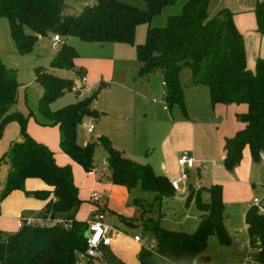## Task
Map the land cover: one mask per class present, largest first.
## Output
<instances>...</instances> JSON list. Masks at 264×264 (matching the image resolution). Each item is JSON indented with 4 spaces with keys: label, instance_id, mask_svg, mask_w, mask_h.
<instances>
[{
    "label": "trees",
    "instance_id": "16d2710c",
    "mask_svg": "<svg viewBox=\"0 0 264 264\" xmlns=\"http://www.w3.org/2000/svg\"><path fill=\"white\" fill-rule=\"evenodd\" d=\"M93 1L78 15L66 16L62 0H0V18L7 21L19 55L29 54L41 37L51 35L61 39V47L49 65L52 71L75 70L77 54L66 42L71 37L99 45L133 46L140 64L138 76L147 77L155 72L162 76L168 109L175 105L184 112L179 74L183 68H189L191 83L208 89L212 106H246V111L236 116L242 128L225 139L224 168L231 172L238 166L245 148L249 149L254 162L260 161V155L264 156V59L255 61L253 71L247 69L243 38L231 12L218 10L211 14V0H185L180 12L168 16L164 26L151 27L152 20L177 0H142L145 10L118 0ZM253 14L256 32L264 37V0L256 2ZM142 24L147 25L145 41L135 45L136 30ZM49 70L36 71L35 82L42 90L38 111L47 121L46 125L58 129L61 152L89 174L94 170L93 145L79 144L77 130L83 119L93 121L99 117L93 108L97 94L51 111V104L72 91L75 84ZM18 88L15 72L7 69L0 58V135L9 123L15 122L20 127L21 137L20 142L10 146L6 156L10 172L0 192V201L21 192L45 204L41 219L68 215L64 219L69 224L27 225L23 222L14 234L0 232V264H75L76 254H85L87 249V225L74 218L81 201L72 171L69 166L57 165L51 150L27 134V120L22 114L9 112L17 101ZM98 142L106 153L111 184L123 186L127 191L139 184L143 190L155 193L154 202L159 204L175 196L169 180L155 175L148 164L125 158L106 138H99ZM33 180L41 182L44 188L29 192L26 185ZM202 190L196 193L191 190L186 197V202L194 200L201 212L195 231L188 234L154 226L153 250L142 247L137 255L139 264H207L209 258L202 254L211 237H216L222 246L230 243L222 187L207 188V202L200 198ZM144 204L141 200L134 201V205L145 212ZM244 223L248 244H261L257 262L264 264V215L251 206L245 212ZM100 259L103 264H124L105 247Z\"/></svg>",
    "mask_w": 264,
    "mask_h": 264
},
{
    "label": "rangeland",
    "instance_id": "374dc122",
    "mask_svg": "<svg viewBox=\"0 0 264 264\" xmlns=\"http://www.w3.org/2000/svg\"><path fill=\"white\" fill-rule=\"evenodd\" d=\"M62 1L63 6H67L63 9V14L73 16L78 15L93 0ZM118 1L140 10L146 9V4L142 0ZM184 2L185 0H177L175 5L164 8L161 14L152 20L151 27L164 26L166 18L178 14ZM217 3L218 0H211L209 13L214 12ZM146 30L147 25L142 24L137 27L135 45L144 43ZM1 32L0 38H3ZM51 37V35L41 37L29 54L12 53L11 55L1 53V61L7 69L15 72L19 85L17 101L9 112L16 111L22 114L27 120V134L38 143H45L48 148L51 146L50 150L54 154V158L56 157V161L57 158L59 159L58 155L64 157V159L66 157L62 154L58 145L57 129L46 125L47 121L38 111L42 90L35 82L36 71L38 69L49 70L52 58L61 47L59 43L54 47L52 41H50ZM66 42L77 54V58L74 60L75 70L49 71L62 79L73 81L75 87L52 103L50 109L56 111L65 106L76 104L96 93L93 108L99 114V117L93 121L88 118L83 119L77 130V140L80 144L89 143L93 145L94 170L86 174L68 158L66 164L62 163L60 165L69 166L72 175L74 173L73 179L78 190V198L81 201L79 208L74 213V218L82 223L89 221L91 214L98 210L97 207L92 205L90 196L93 192L99 193L102 191L101 188L109 191L110 200L104 212V222L105 225L111 228L114 227L123 233L112 244L110 251L124 264H139L137 255L142 248L141 246L153 250L154 233L152 228L154 226L190 234L197 228L201 212L196 207L194 200L186 202L187 194H183L181 189L176 190L173 188L175 192H181L177 193L174 198L159 204L154 202L155 193L143 190L139 184L129 192L119 186L111 185L109 170L105 164L106 153L99 144L98 139L106 138L111 146L125 158L141 165L148 164L155 175L162 176L166 172V168H168L167 172L175 170L177 164V160L172 159V156L173 154L176 155L181 145L176 143V139L167 142L165 135L171 129L172 120L177 121L175 111L177 110L180 113L182 111L174 105L171 108V113V109H168V112H163L160 104L152 103V99L156 96L150 85L156 83L160 86L162 78L158 72L143 78L138 76L137 70L140 64L136 59L133 46L126 44L99 45L86 43L74 37L68 38ZM80 68L81 71L78 70ZM76 70H78V73H76ZM253 70L254 68L251 69V71ZM83 77L86 78V84L81 82ZM179 80L188 100L193 86L189 68L181 70ZM163 92L165 94V91ZM162 96L164 95L162 94L157 98L161 99ZM199 101L202 102V116L212 119L211 124H209L211 133L208 137L210 139H214V136L221 137L225 134H232L227 132H230V127L233 125L235 127L239 125L240 122L236 116L244 113L246 108L245 105L241 104L212 106L207 98L203 96ZM205 107L207 109L204 111ZM166 118H168V122L163 121ZM90 123L94 125L92 132H88ZM184 129V127L177 128V133L179 134V131L182 132ZM134 130H137L136 138L133 135ZM40 134L44 135L40 137ZM139 134H141V138L138 137ZM146 135L147 142L145 140ZM19 136L20 127L15 122L9 123L1 132L0 192L10 172V162L6 156L9 153L11 142L16 141ZM145 150L147 155L143 153ZM202 166L200 164V167L188 174L190 178L188 185L191 188L206 187L200 194L202 202L208 201L206 189L211 186L210 181L213 180L212 178L226 182L213 184L220 185L223 191L224 186L232 187L230 192L226 193L225 191V200H223L225 224L230 243L222 246L213 236L208 240L207 247L202 255L209 258L207 264H246L244 260L250 248L248 247V237L244 226V210L253 199H264V161L260 159L258 163L254 162L248 148H245L240 163L231 172L227 171L222 165L224 172H218L216 176L211 177L213 170L210 168L208 172L203 173ZM230 173L234 177H231ZM230 179L235 180L234 186L227 183L226 180ZM191 188L187 191L192 190L195 193L199 191ZM8 197L0 202L8 200ZM137 200L145 202V212L144 209L134 205V201ZM261 206L264 207L262 204ZM99 207L103 208L104 206L100 204ZM47 223L49 222L43 224L47 225ZM134 237L141 239L139 245L132 241ZM85 238L87 239V233ZM251 252L254 253V249H251ZM100 258L101 255L94 259H88L84 253L78 252L75 264H102Z\"/></svg>",
    "mask_w": 264,
    "mask_h": 264
},
{
    "label": "crops",
    "instance_id": "0c3cea01",
    "mask_svg": "<svg viewBox=\"0 0 264 264\" xmlns=\"http://www.w3.org/2000/svg\"><path fill=\"white\" fill-rule=\"evenodd\" d=\"M257 1L258 0H218L217 6L214 10V12L218 10H228L229 12L232 13L234 25L237 31L241 34L243 38L244 50L246 54V66L248 70H251L252 68H254L255 61L257 59H264V37L260 36L256 32V24H255V18L253 14L255 4ZM91 4H93V1L89 3V5ZM0 32L3 34V38H0V58H2L1 53L11 54V55L12 53L18 54L13 44V41L10 37L8 23L5 19H2V18H0ZM50 41H52V37L50 38ZM80 71H81V68H80ZM160 77L162 78L161 75ZM162 84H163V80L161 79L160 86H158L156 83L150 85V88L154 90V95L156 96V98L160 97L162 94L164 95L162 96V98L165 97V94L163 92L165 91V89H164V86H162ZM191 88L192 89L190 91L188 100L186 99L185 92L183 91L184 92L183 108H184L185 113L183 112L181 108H179L182 111L181 113L177 110L175 111L177 121H175L174 119L172 120L171 125H170L171 129L168 131V133H166L165 139L167 140V142L168 141L170 142V141H173V139H176L175 140L176 143H179L181 145V148L176 152V155L173 154L172 159L177 160L178 157L185 151L189 152L191 156L195 159L196 166L192 169H189L187 171L188 174L192 172L193 170L197 169L198 167H200V164H202L203 173L208 172L211 168L213 170L211 177H213V176H216L218 172H224L223 170L224 168L222 165H223V158H224L223 146H224L225 139L233 137V135L242 128V124L239 123L240 127L239 125L236 127L234 125L230 127V132H227V133H232L230 134L232 136H230L229 134H225L221 137L214 136V139H210L208 137V135L211 133L209 131V124H211L212 119L205 118L202 116L201 114L202 102L199 101V99L203 96L207 98L208 102L210 103L209 91L206 87L201 86V85H198V86L193 85ZM160 108L163 112H168V106H167V111H164L161 105H160ZM206 109L207 108L205 107L204 111ZM244 110L246 111V108ZM171 112H172V109L170 113ZM167 119L168 118L163 119V121L168 122ZM181 127H184L185 129L182 132L179 131V134H178L177 128L180 129ZM54 128L57 129L56 127ZM57 131H56V134H58L57 138H58V145H59V131L58 133ZM53 132L55 131L53 130ZM136 132L137 130L133 131V135L135 138L137 136ZM42 135L44 134H40V137H42ZM138 137L141 138V134H139ZM145 140L147 142V135H146ZM20 141H21V137L19 136L14 142H20ZM14 142H11V143L13 144ZM43 145H45V143ZM50 149H51V146H49V150ZM143 153H146V150ZM64 156L66 157V159L58 155L59 159L58 158L56 159L57 165L60 166L62 165V163L66 164L68 162L67 160L68 157L66 155ZM178 168L179 167L177 166V164L175 165V170H171L167 172L168 168H166V172L162 176L166 177L169 180V182L172 183L173 180L179 177L180 169ZM73 176H74V173H73ZM230 176L234 177L233 174H231ZM189 179L190 178L188 175V179L186 183H184L183 185H180L179 187V189L183 191V194H188L187 190L191 188L188 185V182L190 181ZM212 179L213 180L210 181L211 186L214 183L223 182V181H220L214 178ZM97 180L99 179L97 178ZM226 181L227 183H229V185L234 186V182H235L234 179H230ZM223 183H226V182L224 181ZM113 186H117V185H113ZM119 187L125 189V187L123 186H119ZM227 187H228V190H227ZM227 187L224 186L223 200H225V191L226 193H228L232 190L231 186H227ZM43 188H44L43 184L35 180L29 181L26 185V189L29 192L34 191V190H41ZM205 188L206 187L197 186L196 189H193V188L191 189L202 190ZM103 189L104 188H101L100 190L102 191H100L99 193L104 194V195L108 194V198L103 196L101 200L102 202L101 205L104 206L103 210L105 212V210L107 209L106 208L107 203L110 200V192L107 190H103ZM180 192H176L175 195ZM255 199H258L260 201V204L264 205V199H259V198H255ZM253 200L248 205V207L244 210V215H245V212L253 205ZM44 206H45L44 203L34 200L32 198H28L21 192L12 193L10 197H8V200L0 202V232L5 233V234H14L21 228L24 220L30 219V220H34L35 222L36 219L42 216V212L44 211ZM67 216L68 215H59V217H57L56 220L65 221L66 219L64 218H66ZM49 225H51V223H49ZM244 226H245V231H246L245 223H244ZM115 241H112L110 246L105 247V249L110 250V247L112 246V244H114ZM132 241L135 244H138V245L140 244V243H136L134 240Z\"/></svg>",
    "mask_w": 264,
    "mask_h": 264
},
{
    "label": "built area",
    "instance_id": "2783aa9c",
    "mask_svg": "<svg viewBox=\"0 0 264 264\" xmlns=\"http://www.w3.org/2000/svg\"><path fill=\"white\" fill-rule=\"evenodd\" d=\"M52 43L53 46L55 47L58 43H61V39L58 36H54L52 38ZM81 82L83 84H86V78H81ZM165 84L163 83L162 86ZM152 103H158L162 106V109L164 111H167V106L165 102V97L163 98H154L152 99ZM94 129V125L90 123L88 125V132H92ZM260 159L264 161V156L263 154L260 155ZM177 166L180 169L179 177L171 183L172 187L174 189H179L180 185H183L186 183L188 179V173L187 171L189 169H192L196 166L195 159L191 156V154L187 151L183 152L177 159ZM105 196L108 198V194H101L98 192H93L92 195L90 196V201L92 205L97 207L98 210H96L94 213L91 214V218L89 221L86 222L87 225V239H86V244H87V249L85 252V255L90 258H97L101 255V249L104 247L110 246L112 241H115L119 236H122V232L115 229L108 227L104 223V210L103 208H100L99 205L102 203V197ZM254 207L257 208V211L259 214L264 215V207L261 206L260 201L258 199L253 200V205ZM24 223L27 225L29 224H41L43 225L44 222H49L51 224H56V223H63L67 224L66 220H56L53 219H41L38 218L35 220H24ZM47 223V225L49 224ZM133 240L136 243H140L141 239L138 237H134ZM248 247L250 248L245 256V263L246 264H258L257 262V256L261 253V244L260 242H256L253 246L248 244ZM251 249H254V253L251 252ZM151 250V249H150ZM253 254V255H252Z\"/></svg>",
    "mask_w": 264,
    "mask_h": 264
},
{
    "label": "water",
    "instance_id": "95a60500",
    "mask_svg": "<svg viewBox=\"0 0 264 264\" xmlns=\"http://www.w3.org/2000/svg\"><path fill=\"white\" fill-rule=\"evenodd\" d=\"M67 6H62V9H65Z\"/></svg>",
    "mask_w": 264,
    "mask_h": 264
}]
</instances>
